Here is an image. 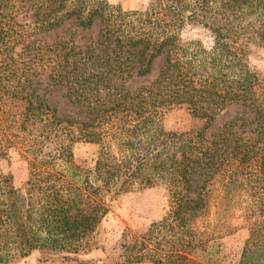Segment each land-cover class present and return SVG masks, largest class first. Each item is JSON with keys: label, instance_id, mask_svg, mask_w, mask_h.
Returning a JSON list of instances; mask_svg holds the SVG:
<instances>
[{"label": "trees", "instance_id": "16d2710c", "mask_svg": "<svg viewBox=\"0 0 264 264\" xmlns=\"http://www.w3.org/2000/svg\"><path fill=\"white\" fill-rule=\"evenodd\" d=\"M69 22L82 32L96 25L95 37L84 46L70 30L50 44L31 40ZM191 24L209 33V48L182 40ZM258 44L264 0H152L143 11L106 0H0V155L14 150L28 167L22 188L0 169V264L34 251L87 254L112 204L155 185L167 190L168 210L127 242L121 264H219L209 247L215 236L196 221L221 172L233 180L239 167L251 168L264 180V78L249 65ZM158 58L155 80L128 88ZM43 81L62 88L84 118L60 116ZM230 105L241 116L208 138ZM176 106L202 127L156 128V118ZM77 143L97 147L91 165L76 162ZM262 209L248 222L245 253L264 250Z\"/></svg>", "mask_w": 264, "mask_h": 264}, {"label": "rangeland", "instance_id": "374dc122", "mask_svg": "<svg viewBox=\"0 0 264 264\" xmlns=\"http://www.w3.org/2000/svg\"><path fill=\"white\" fill-rule=\"evenodd\" d=\"M106 1L124 11L147 10L152 2V0ZM29 18V14H22L19 16V21L27 23ZM71 25L72 23L69 22L55 31L32 33L31 40L50 44L70 30L75 34V43L84 46L96 35V25L91 31L86 32L75 30L71 28ZM181 37L184 42L198 41L205 48L211 46L209 33L198 25H187ZM162 64L161 58L156 59L150 73L145 77H133L127 82L128 88L149 85L157 77ZM249 65L264 78L263 44L253 46ZM40 90L48 104L54 107L60 116L84 118V114L64 97L62 88L48 86L43 81ZM241 114L240 106H227L216 116L212 126L206 132L207 137L211 138L224 123ZM202 125L203 121L192 117L185 106H176L167 110L155 121V126L159 130L177 133L193 132ZM96 150L97 147L92 144H75L73 153L76 162L81 165H91ZM0 169L3 173L11 174L16 188H22L27 179L28 167L18 152L9 150L6 154L0 155ZM228 174L229 171L226 173L223 171L221 175L213 179L208 192L206 213L196 221L197 227L215 236L210 241L209 247L219 254V264H264V250L258 248L243 252L245 240L249 235L248 222L263 211L264 180L262 175H258L255 169L251 168L239 167L233 180H229ZM167 210L168 194L164 186L155 185L134 189L123 194L112 204L100 224L94 246L87 254L45 256L39 251H34L26 258L9 264H121L122 253L127 242L134 241L136 234L143 232L150 224L161 220Z\"/></svg>", "mask_w": 264, "mask_h": 264}]
</instances>
